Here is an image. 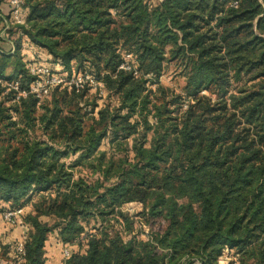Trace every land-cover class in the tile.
<instances>
[{"label":"trees","instance_id":"1","mask_svg":"<svg viewBox=\"0 0 264 264\" xmlns=\"http://www.w3.org/2000/svg\"><path fill=\"white\" fill-rule=\"evenodd\" d=\"M21 1L15 26L0 0V34L9 24L0 36V211L21 210L11 228L25 229L3 254L16 264H219L235 251L228 264H264V0ZM18 33L66 77L75 62L118 108L102 107L86 127L78 104L62 109L57 87L38 113L41 101L12 88L28 92L33 81ZM126 53L137 76L119 69ZM171 63L185 79L183 98L146 87ZM89 90L99 88L81 92ZM109 130L115 141L131 138L134 163L99 150ZM70 151H82L74 165L102 181L76 176ZM129 204L141 207L139 232L122 211ZM91 221L98 227L88 232Z\"/></svg>","mask_w":264,"mask_h":264},{"label":"rangeland","instance_id":"2","mask_svg":"<svg viewBox=\"0 0 264 264\" xmlns=\"http://www.w3.org/2000/svg\"><path fill=\"white\" fill-rule=\"evenodd\" d=\"M154 1V3L158 2V1H162V0H152ZM25 38L22 37H18L16 36V41H20L19 45L21 46H25L27 47V45L29 44L28 42L25 41V43L23 44L22 41H24ZM31 45V44H30ZM29 46V45H28ZM25 47V48H26ZM13 49H14V45H13ZM31 49V47H30ZM25 50H29V48H26ZM26 54H24L25 56ZM27 58V56L25 57V59ZM27 60V59H26ZM78 65L73 62L72 63V69L71 70H67L66 72L69 73H73V72H77L80 69L77 68ZM78 73V72H77ZM68 74H66L68 76ZM151 77V76H150ZM157 85H159L160 87H163L166 92H169V95H172L173 97H184V87H185V79L180 75V71L177 67H175V65L173 63L168 64L165 68V71L163 73V75L159 78L158 84H152V83H147L146 87L147 89H152L155 90L156 87H158ZM71 91V90H68ZM80 90L79 93H70V92H65V89H59L58 93L56 94V97L62 102V109L64 111L68 110L70 112H73L75 109V105L78 104V108L80 109V115L84 116V125L87 127L89 126L93 121V118H97V112L99 109H101L102 107L108 106L110 107V111H113L114 109L118 108V104L116 101V97L112 94L109 93L104 87H100L99 90L96 91H83ZM55 94L52 93L45 99H43L40 103V105L37 107V112L41 113V107H51L52 102H53V98L55 96ZM74 95H77L76 98L74 99L73 97ZM81 96V97H80ZM200 96L203 97H210L212 100L215 99L214 96H212L211 93L204 91L202 93H200ZM64 99V100H63ZM93 103L95 104V106H93ZM66 113V112H65ZM67 115V114H65ZM93 117V118H92ZM137 119L134 118L131 120V123H133V121ZM96 120V119H95ZM138 121V119H137ZM148 123L150 125H154L156 123L155 119L150 115L148 116ZM35 137H40L41 139H44L47 141V138H45V136H43L42 132L40 130H36L34 134ZM150 134H148V138L147 140L150 139ZM56 143L58 144H53L55 148H59L62 149V147H64L65 144H63V142L59 139ZM60 144H62V146H59ZM131 138L128 140H122V139H118L117 141L114 140V134L113 132H111L110 130L107 132L106 137L102 140L101 144H100V148L99 150L101 152H105L107 154V158H113L116 162L119 160H126L127 163H134V153L131 149L132 145H131ZM82 153V151H79L75 154H71V151L69 152V158L66 159V163L68 165L70 164H75L76 160L78 158V156ZM127 164H125L124 166H126ZM74 174L76 176H81L83 177V179H85L87 182L89 183H93L96 180H100L102 181V178L100 176V174H93L92 173V169L91 168H86V166L83 165H74ZM113 182V181H111ZM111 182H109L108 184H111ZM2 210V208L0 209ZM141 207L137 204H129V205H124L122 207V211L127 212L129 214L130 217H132L135 220V230L136 232H139L140 230V226L138 224V221L140 220L138 213L140 212ZM3 212L0 211V225H2V229L0 230V248L1 246H3V243L5 245H8L10 240H12L13 238L8 237V234H10L11 232H13L14 228L11 227H15L14 225H10L7 222L4 221L3 216ZM17 221V220H16ZM5 225V226H4ZM93 227H98V224H96V222L91 221L88 225H86V231L88 232H93ZM7 229V230H4ZM116 231L120 230L121 228L119 226L115 227ZM142 233V232H141ZM124 240H127V236H125L124 234H122ZM142 239H145V235H141ZM19 240V239H17ZM15 240V241H17ZM50 243H53V239L52 236H50L49 238V243H47L48 247H47V258L50 259V261L52 259V256L54 255H50V251L49 249L52 248L53 245H49ZM235 251H232L231 253H224L223 258L220 260L219 264H228L230 261L233 260L234 256H235ZM14 257H13V252H10V254H3L2 250H0V264H16L14 263ZM54 263V262H53Z\"/></svg>","mask_w":264,"mask_h":264},{"label":"built area","instance_id":"3","mask_svg":"<svg viewBox=\"0 0 264 264\" xmlns=\"http://www.w3.org/2000/svg\"><path fill=\"white\" fill-rule=\"evenodd\" d=\"M8 5L10 6L11 13L10 18L13 25H22V13H23V2L21 0H8ZM5 27L1 31V38L6 39V31L9 30V24L5 23ZM19 37L25 38L22 33H18ZM26 39V38H25ZM12 42V41H11ZM14 50L10 51V54H13ZM39 59V60H37ZM32 63L28 67V73L33 78L29 86L28 92L19 91L18 83L15 82L13 85V89L18 92V96H27L28 94L33 95L39 101L47 98L51 91L55 88H68L75 89L76 91L83 90L85 86H90L93 88H100L94 77L86 73L76 74L73 76H65L62 73V68L58 65L47 64L46 62H42L40 58H36L35 60H31ZM120 70L130 71L133 75L137 76L138 72L135 67L131 64V55L124 54L123 63L119 67ZM0 84L5 86L6 84L0 80ZM21 210L9 211L3 214L4 221L10 225H15L17 218L20 216ZM17 253L19 255H23V247L22 244L17 246ZM64 258L69 257V249L65 248L63 250ZM224 256V254H223ZM46 264H63L62 262H47Z\"/></svg>","mask_w":264,"mask_h":264},{"label":"crops","instance_id":"4","mask_svg":"<svg viewBox=\"0 0 264 264\" xmlns=\"http://www.w3.org/2000/svg\"><path fill=\"white\" fill-rule=\"evenodd\" d=\"M11 41L12 40H8L7 41V44H6V48L9 49L8 51L14 50L13 49L14 41H12V42ZM25 41L29 43L28 44L29 46L28 45H27V47H26V45L25 46H21V55L24 58L27 56V58H26L27 60H35L37 57L40 58V59H42V60H45V61H50L51 60L49 58V56H47V54L44 51L36 48L35 46L33 47L32 44L27 39H25L24 41H22V43L24 44ZM25 47L26 48H29V50H25L26 49ZM30 47H31V49H30ZM24 54H26V55L24 56ZM37 60H39V59H37ZM2 227L3 226L0 225V230L2 229ZM4 230H7V229H4ZM24 230H25L24 227L18 226V227H16V228L13 229V232H11L10 234H8V237L11 236L10 238L20 239L23 236ZM0 233H1V231H0ZM49 251H50V255H53L54 254L52 256V259L51 260H53V259L55 260L56 259V255L58 253V250L54 249V246H52V248L49 249Z\"/></svg>","mask_w":264,"mask_h":264}]
</instances>
